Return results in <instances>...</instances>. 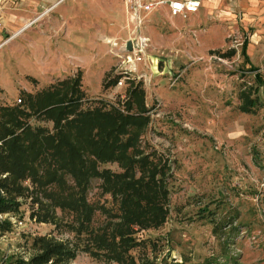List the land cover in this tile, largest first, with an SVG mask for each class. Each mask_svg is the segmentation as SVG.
<instances>
[{
	"label": "rangeland",
	"instance_id": "1",
	"mask_svg": "<svg viewBox=\"0 0 264 264\" xmlns=\"http://www.w3.org/2000/svg\"><path fill=\"white\" fill-rule=\"evenodd\" d=\"M35 1L46 8L44 0ZM65 1V17L59 5L47 4L49 12L33 30L18 34L13 8L30 1L1 3V34L4 39L16 35L0 48V104L24 105L28 93L78 71L84 107L115 103L123 108L128 89L138 85L150 117L139 142L154 162L166 164L168 199L160 225L134 226L136 244L128 251L136 264H264V19L238 7L227 14L216 10L203 17L198 11L177 19L166 8L145 12L142 31L149 40L139 63L143 75L115 88L107 82L117 60L106 41L112 33L97 28L114 27L115 37H128L133 33L124 28V12L117 11L114 0ZM75 51L79 56L70 55ZM244 90L257 98L252 112L239 108ZM29 121L52 126L42 116ZM101 166L121 170L116 162ZM21 183L25 192L18 209L0 213L10 222L9 229L0 230V264L27 261L48 241L60 245L58 253L61 243L79 242L67 224L72 214L58 207L46 212L43 189L29 179ZM87 200L98 207L95 225L106 216L99 207L117 212L97 177L91 179ZM74 252L69 264H119L96 258L82 246Z\"/></svg>",
	"mask_w": 264,
	"mask_h": 264
},
{
	"label": "trees",
	"instance_id": "2",
	"mask_svg": "<svg viewBox=\"0 0 264 264\" xmlns=\"http://www.w3.org/2000/svg\"><path fill=\"white\" fill-rule=\"evenodd\" d=\"M244 49L243 43V53ZM255 76L260 80L258 72ZM117 78L107 82L114 84ZM80 82L78 71L28 93L24 105L0 104V213L18 209V197L25 192L21 182L29 179L49 200L46 212L58 207L72 214L67 224L79 241L71 246L61 243V253L58 243L48 241L39 254L27 261L16 258L13 264H69L81 246L96 258L136 264L128 251L136 244L134 226L155 227L166 216V164L154 162L139 142L150 118L144 90L130 87L123 108L115 103L84 107ZM241 94L240 110L252 112L257 98L246 90ZM32 115L44 117L52 126L33 125ZM113 162L121 170L101 166ZM92 177L100 179L101 191L117 204L116 213L99 207L106 213L99 225L92 223L98 207L87 200ZM9 223L0 219V230L9 229Z\"/></svg>",
	"mask_w": 264,
	"mask_h": 264
},
{
	"label": "crops",
	"instance_id": "3",
	"mask_svg": "<svg viewBox=\"0 0 264 264\" xmlns=\"http://www.w3.org/2000/svg\"><path fill=\"white\" fill-rule=\"evenodd\" d=\"M3 1H7V0H0V5ZM30 2L24 3V5L22 6H18V7H14L13 11H12V24L18 25V27L16 28L15 31H17L18 33L22 32L24 29L26 28H32V25L36 22L37 19H39L41 16H44V14L47 12H49L50 7L53 6L56 7L59 5V14L62 17H65V15L68 14L67 9H65V4L62 3L65 0H44L45 2V7L44 9H39V6L37 4V2L35 0H29ZM144 1H156V0H144ZM200 1V6L198 8L197 11L193 12V13H197L198 11L201 12V16H207L209 15L212 11H216V10H221L223 11L225 14L228 13V10L231 7H238L241 8L243 10H246L247 13L254 15L256 17H258L259 20L264 19V0H199ZM67 2V1H65ZM50 4L49 6L46 5ZM114 7L117 9V11H120V13L123 14L124 12V17H125V23H124V28H126L125 26H127V28L129 29L130 33H138L142 36L147 37V35H145L142 31V27L144 22L141 25H138L136 20H129L128 15H127V11H126V7H125V2L124 0H114ZM161 8H166L167 9V13L171 16V17H175V19L181 17L179 15H171L169 12V7L167 4H162L158 7L153 8L150 12L159 10ZM191 14V13H190ZM105 24V23H104ZM58 25V24H57ZM0 26H2V23L0 21ZM35 26V25H34ZM41 27V26H40ZM48 30H49V25H47ZM1 28V27H0ZM29 31H32L33 29H31ZM80 28V27H78ZM98 31L100 32H107L109 31L110 33H112V35H110V37H108L107 39H116L118 42H121L122 40H128L130 39V37L133 34H129L128 37L124 38V39H119L118 37H115L113 35V33H115V28L114 27H103V24H99L98 26ZM14 31V32H15ZM127 33L128 30L126 29ZM28 32V31H27ZM1 30H0V48L2 47V45H4L11 37H13L16 34H12L10 37L7 38H3V35L1 34ZM17 33V34H18ZM106 39V40H107ZM148 40L149 38L147 37V46H148ZM244 45H245V49H244V55L245 57H247V53H246V40L243 41ZM242 43V44H243ZM243 47V45H242ZM78 51H75L74 53H71V56H79L78 55ZM224 54V53H222ZM146 55V54H145ZM145 59V58H144ZM144 61V60H143ZM104 73V71H103Z\"/></svg>",
	"mask_w": 264,
	"mask_h": 264
},
{
	"label": "built area",
	"instance_id": "4",
	"mask_svg": "<svg viewBox=\"0 0 264 264\" xmlns=\"http://www.w3.org/2000/svg\"><path fill=\"white\" fill-rule=\"evenodd\" d=\"M127 15L129 20H136L138 25L144 21L145 12H150L153 8L162 4H167L171 15H179L187 17L190 13L198 10L200 6L199 0H124ZM132 47L130 50L126 49L127 40L118 42L116 39H107L106 41L112 47V53L116 57L115 75L118 76L113 87H120L127 79H132L135 75L142 76L143 73L139 71V63L143 61L145 50L147 47V37L138 33H133L130 37ZM114 75V76H115ZM114 94V92H112ZM21 101V98H18Z\"/></svg>",
	"mask_w": 264,
	"mask_h": 264
},
{
	"label": "water",
	"instance_id": "5",
	"mask_svg": "<svg viewBox=\"0 0 264 264\" xmlns=\"http://www.w3.org/2000/svg\"><path fill=\"white\" fill-rule=\"evenodd\" d=\"M131 47H132V41H131V39H128L127 42H126V49L130 50Z\"/></svg>",
	"mask_w": 264,
	"mask_h": 264
},
{
	"label": "bare ground",
	"instance_id": "6",
	"mask_svg": "<svg viewBox=\"0 0 264 264\" xmlns=\"http://www.w3.org/2000/svg\"><path fill=\"white\" fill-rule=\"evenodd\" d=\"M18 32H16V34H17Z\"/></svg>",
	"mask_w": 264,
	"mask_h": 264
}]
</instances>
